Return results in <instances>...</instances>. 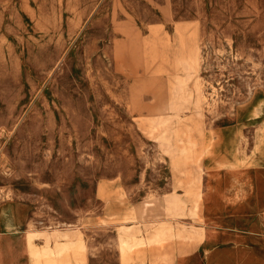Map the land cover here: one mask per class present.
Listing matches in <instances>:
<instances>
[{
    "label": "rangeland",
    "instance_id": "374dc122",
    "mask_svg": "<svg viewBox=\"0 0 264 264\" xmlns=\"http://www.w3.org/2000/svg\"><path fill=\"white\" fill-rule=\"evenodd\" d=\"M263 164L264 0H0V204L79 205L152 254L234 179L264 224Z\"/></svg>",
    "mask_w": 264,
    "mask_h": 264
},
{
    "label": "crops",
    "instance_id": "0c3cea01",
    "mask_svg": "<svg viewBox=\"0 0 264 264\" xmlns=\"http://www.w3.org/2000/svg\"><path fill=\"white\" fill-rule=\"evenodd\" d=\"M232 197L239 202L216 206L214 198L202 204L204 215L209 210L219 216H204L198 237L165 244L155 238L152 254L146 238H131L126 228L117 233L79 205L59 211L27 201L0 204V264H264V224L252 201L257 195Z\"/></svg>",
    "mask_w": 264,
    "mask_h": 264
},
{
    "label": "bare ground",
    "instance_id": "6f19581e",
    "mask_svg": "<svg viewBox=\"0 0 264 264\" xmlns=\"http://www.w3.org/2000/svg\"><path fill=\"white\" fill-rule=\"evenodd\" d=\"M183 85H184V79H178L177 81L178 95L175 96L174 99H171V101L168 104V107L173 110V113H171V115H169L168 117H160V118L152 119V123L153 122L158 123L161 126V130L159 131L158 138L160 142L162 143L170 142L171 140L170 122L172 119L179 118V112L184 108V106L186 105L188 101V96L185 92V89L183 88ZM260 128L261 127L259 128L256 127L253 135H255L257 131L260 130ZM242 149H243L244 154L247 155L245 148L242 147ZM242 187H243L242 182H240L238 179H234L231 182V184H229L228 186L230 195H234V196L238 195L239 190L242 189ZM243 195H244V192H243ZM166 207H167V210L173 211L175 213L177 212V209L181 207V200L178 199L176 196H170L166 200Z\"/></svg>",
    "mask_w": 264,
    "mask_h": 264
}]
</instances>
